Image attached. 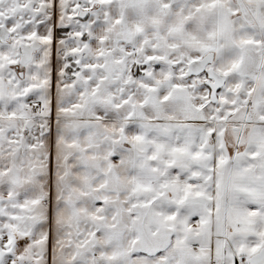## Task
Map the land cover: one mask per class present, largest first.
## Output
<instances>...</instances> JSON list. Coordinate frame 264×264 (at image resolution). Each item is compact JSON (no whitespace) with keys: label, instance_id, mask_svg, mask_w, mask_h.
Returning a JSON list of instances; mask_svg holds the SVG:
<instances>
[{"label":"snow or ice","instance_id":"snow-or-ice-1","mask_svg":"<svg viewBox=\"0 0 264 264\" xmlns=\"http://www.w3.org/2000/svg\"><path fill=\"white\" fill-rule=\"evenodd\" d=\"M0 264H264V0H0Z\"/></svg>","mask_w":264,"mask_h":264}]
</instances>
